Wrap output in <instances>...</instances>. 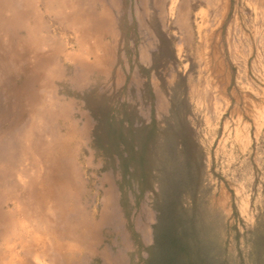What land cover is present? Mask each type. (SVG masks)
Returning <instances> with one entry per match:
<instances>
[{"label": "rangeland", "instance_id": "1", "mask_svg": "<svg viewBox=\"0 0 264 264\" xmlns=\"http://www.w3.org/2000/svg\"><path fill=\"white\" fill-rule=\"evenodd\" d=\"M70 1L0 0V264H148L179 215L195 216L196 264H264V139L238 134L233 114L249 101L224 116L197 112L222 79L213 57H225L229 93H245L237 69L264 45V0ZM102 39L116 45L121 87L85 75ZM96 113L192 129L197 206L186 196L183 210L165 209L124 177L117 152L97 141Z\"/></svg>", "mask_w": 264, "mask_h": 264}, {"label": "trees", "instance_id": "2", "mask_svg": "<svg viewBox=\"0 0 264 264\" xmlns=\"http://www.w3.org/2000/svg\"><path fill=\"white\" fill-rule=\"evenodd\" d=\"M95 115L97 141L117 152L124 177L136 178L142 189L150 187L165 209L183 210L186 196L192 207L197 206L203 163L192 129L171 131L155 122L126 126L111 113ZM176 219L177 224L163 228L155 245L157 253L148 264H196L192 256L195 216L189 221L180 215Z\"/></svg>", "mask_w": 264, "mask_h": 264}, {"label": "crops", "instance_id": "3", "mask_svg": "<svg viewBox=\"0 0 264 264\" xmlns=\"http://www.w3.org/2000/svg\"><path fill=\"white\" fill-rule=\"evenodd\" d=\"M116 35V34H115ZM102 39L100 41L101 43V49L104 51L103 55L100 57L98 56V60H96L93 63H90V57H92L93 53H88L87 55L89 58H85V67L89 68L90 71H86L85 75L90 76L92 74H98L102 75L104 77L109 76H115L114 85L117 87H121L126 83V76L124 72L121 69H116V66L114 64V54L116 50V45H109L106 44ZM264 39L261 40V42ZM260 42V43H261ZM98 43V42H97ZM99 48V47H97ZM96 48V49H97ZM96 52V51H95ZM97 56V54H96ZM89 59V60H88ZM241 60V58H240ZM225 57H213V59H209V65L211 64L212 67L206 70H209L210 73H212L213 76L216 78H222L220 79L221 82L218 84V90L216 89V93H213L212 95H209L211 93L210 87H208V97L205 99L204 102L201 100V106L204 108H201L200 101L195 100L196 106L198 108L197 112H199V109L201 111H205L207 116L215 117V116H224V111L230 110L231 105L233 101H237L238 103L242 100L243 101H249L248 110H245L243 112L241 108L234 109L233 114L236 115L239 118V128L237 133L243 134L247 132H253V137L256 139H264V45L260 47L258 44L254 46V50L251 52L249 57L246 60V70L242 69L243 67H239L237 71L243 72L244 74V81L238 79L237 86L239 89L241 87H244L245 93H238L235 94V90L229 93V90L231 88V75L229 68L225 69ZM223 65L221 68L220 65ZM215 65V66H214ZM218 65V66H217ZM245 68V67H244ZM226 75V77H225ZM212 97V98H210ZM156 100L158 102V105H160L163 101V98L160 97L159 94H156ZM245 116H253V124H251L250 121L243 122ZM250 126V129L248 127ZM252 138V135H250ZM251 142V143H250ZM253 141H247L246 147L250 148L252 147Z\"/></svg>", "mask_w": 264, "mask_h": 264}, {"label": "bare ground", "instance_id": "4", "mask_svg": "<svg viewBox=\"0 0 264 264\" xmlns=\"http://www.w3.org/2000/svg\"><path fill=\"white\" fill-rule=\"evenodd\" d=\"M69 1H70V0H69ZM7 2H8V1H7ZM70 2H73V1H70ZM66 3H67V2H66ZM10 4H11V3H10ZM18 4H19V3H18ZM74 4H75V3H74ZM23 8H24V7H23ZM73 8H74V6H73ZM6 11H8V10H6ZM22 11H24V10H22ZM27 11H28V10H26V12H27ZM19 12H20V11H19ZM35 12H36V11H35ZM17 14H19V13H17ZM31 14H32V13H31ZM2 15H3V14H2ZM2 15H1V16H2ZM4 15H5V14H4ZM12 15H14V14H12ZM19 15H20V14H19ZM1 16H0V17H1ZM16 16H17V15H15V17H16ZM22 16H23V14H22ZM72 16H73V15H72ZM3 17H4V16H3ZM3 17H2V18H3ZM10 17H11V16H10ZM32 17H33V16H32ZM75 17H76V14H75ZM35 18H36V17H35ZM73 18H74V17H73ZM0 19H1V18H0ZM24 19H25V17H24ZM24 19H23V20H24ZM10 23H11V22H10ZM14 23H15V22H14ZM14 23H13V24H14ZM11 25H12V24H11ZM8 26H10V25H8ZM13 28H14V26H13ZM14 29H15V28H14ZM14 29H13V30H14ZM16 29H17V28H16ZM6 33H7V32H6ZM48 176H49V175H48ZM48 176H47V178H48ZM47 178H46V180H47ZM48 179H49V178H48ZM49 180H50V179H49ZM49 180H48V182H49ZM41 184H42V183H40V185H41ZM40 185H39V186H40ZM49 185H50V184H49ZM41 186H42V185H41ZM41 186H40V187H41ZM47 186H48V185H47ZM49 189H50V188H49ZM33 193H34V192H33ZM38 195H39V194H38ZM34 196H35V195H34ZM35 198H36V196H35ZM45 199H46V198H45ZM46 200H47V199H46ZM37 201H38V200H37ZM49 201H50V200H49ZM37 203H38V202H37ZM12 218H13V217H12ZM17 218H18V217H17ZM16 237H18V236H16ZM16 237H15V238H16ZM23 244H24V242H23ZM11 246H12V245H11ZM11 246H10V247H11ZM28 248H29V247H28ZM9 252H10V251H9ZM7 256H8V255H7ZM0 261H1V260H0Z\"/></svg>", "mask_w": 264, "mask_h": 264}]
</instances>
